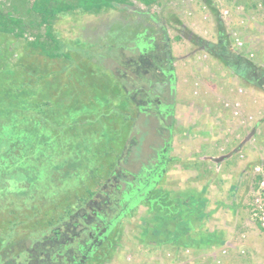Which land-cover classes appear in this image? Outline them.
Here are the masks:
<instances>
[{
    "label": "rangeland",
    "instance_id": "rangeland-1",
    "mask_svg": "<svg viewBox=\"0 0 264 264\" xmlns=\"http://www.w3.org/2000/svg\"><path fill=\"white\" fill-rule=\"evenodd\" d=\"M220 2L222 5L215 3V0H158L156 5L145 7L133 0L131 6L116 5L100 16L79 11L61 14L53 24V31L64 42V50L72 55V63L63 59L47 61L32 54L23 40L0 34V119L5 118L0 131L3 132L7 124L11 127L10 135L13 139L20 135L27 140L32 138L30 136H42L47 141L39 148L44 147L49 153V145L53 143V139L60 147V154L52 156L54 161L50 162L46 158L43 162L36 158L27 160L29 167L25 169L28 170L29 178L25 188L28 193L32 191L38 199L25 200L21 193L15 195L12 192L13 195H8L9 183L5 182L1 186L3 190L0 192V202L4 203L8 199L12 203L14 200L15 211L19 216L15 225L18 229L15 230L16 241H20L26 234L31 242L40 239L48 232V226L58 220L66 206H70L71 211L79 200L83 201L97 192L102 182L100 178L107 173L101 164L108 158H103L102 149L94 152L95 144L106 132L107 136L110 135L112 131L109 123L119 124L115 118L118 113L112 115L110 110L107 111L106 104L123 105L130 116L137 115L133 119L131 130L126 131L125 128L115 136L120 135V140L124 133L130 139L127 140L126 152L130 163L128 167L133 172L154 160L155 151L169 137L157 118L138 113L140 111L130 103L127 106L124 104L125 88L121 92L114 75L104 73L105 70H112L115 66L112 60L114 56L120 58V54L115 55L108 50L105 52L97 47L101 39H107L112 44L110 35L117 33L125 24H139L137 29H133L137 33L143 29L147 33L154 31V26L148 19L135 20L136 11L148 16L155 14V18L164 24L170 41V49L167 51L173 63L175 79L173 94L170 97L166 90V95L172 98L176 116L170 141L172 142L176 131L184 129L185 124L187 127L202 124L200 129L209 128L211 131L219 129V124H226L229 132L234 126H240L239 141H243L255 127L253 135L241 146L244 149L240 147L237 156L231 160L243 161L249 154L253 156L255 165L264 164V0ZM223 10L228 11L227 16L222 14ZM126 30L130 31L128 27ZM145 41L148 42V39ZM128 47L136 49L133 43ZM92 51L99 56L111 54L113 59L99 62L97 57L90 56ZM133 55L126 51L121 53L125 64L130 59L129 65L133 66L131 70L135 71L138 62ZM246 62L251 63L256 72L260 73L259 76L263 77L258 78L259 84L243 79L241 70ZM131 70L126 88H149L150 80L142 77L145 75L143 69L135 72L140 77L136 79ZM36 73H44V78L42 80L40 75V84L34 86L38 79ZM221 74L223 79L237 80L223 89V96L217 95L215 91L222 83L219 79ZM149 76L152 78V75ZM52 83L56 85L54 93ZM115 90L118 96L114 95ZM155 91L161 92L162 89L156 84ZM18 95L20 99H17ZM21 101L23 109H20ZM105 111L107 112L104 113ZM72 113H76V116H72ZM219 113L225 119L228 118L229 122L235 123L230 126L218 120L216 115ZM208 117L211 118L209 122ZM31 121H43L44 125L37 131L21 128L20 124L27 125ZM170 122L168 119V125ZM118 124L114 125L118 127ZM104 127L106 132L102 131ZM100 133L104 134L99 135ZM230 142L221 144L224 154L228 148L231 149ZM68 144L73 145L69 155L73 158L72 169L63 166L58 160L59 156H66ZM26 150L27 146L21 147L20 154ZM75 162L81 164L76 165ZM52 164H58L59 169ZM97 164L101 166L99 170L82 173L84 168L94 170ZM167 171L168 167L157 188L165 194L168 188ZM244 171L249 183L245 186L241 200L246 208L240 212L241 222L236 230H246L247 236L242 237L243 233L236 231L230 244L210 248L208 255H200L199 248L194 251L189 247H181V251H178L170 245L168 218L163 217L157 208L151 209L143 204L119 222L114 234L110 236L112 241L104 243L86 264H264V235L256 234L255 230L259 228H256L250 217L255 186L253 170L245 165ZM34 175L36 179H32L31 176ZM33 207L37 211L32 210ZM2 215L6 217V211L0 212V219ZM20 219L30 221V230H23ZM34 226L37 228L33 229ZM0 227L4 228L1 224ZM15 247L20 249L19 245ZM17 262L21 264L23 257L17 258Z\"/></svg>",
    "mask_w": 264,
    "mask_h": 264
},
{
    "label": "flooded vegetation",
    "instance_id": "flooded-vegetation-1",
    "mask_svg": "<svg viewBox=\"0 0 264 264\" xmlns=\"http://www.w3.org/2000/svg\"><path fill=\"white\" fill-rule=\"evenodd\" d=\"M134 15L135 20L142 18L151 21L154 31L147 33L146 29H143L142 32L137 33L133 29H137L139 24H125L120 27L117 33L109 34L113 40L112 44H109L107 39H101L97 47L105 52H107L106 50L113 52L115 55L121 54L123 51L134 54L136 62H138L135 72L144 67L143 60L149 62L148 69L154 83L152 84L150 80L149 91L142 87H135L133 89L134 94L131 96L141 112L148 117L151 115V117L157 118L168 132L171 122L168 125L167 120L171 121L175 118V105L172 98H168L165 93L167 88L170 95L173 94L174 90L173 63L170 56H168L170 41L164 24L155 18V14L148 16L144 12L136 11ZM127 27L130 31L126 30ZM136 39H139V41ZM145 39H148V42ZM131 43L136 47L135 50H133V47H128ZM110 46L112 47L111 50ZM90 56L94 58L95 53L91 52ZM156 84L161 87V92L155 91ZM166 144V141H164L163 145L155 151L154 160L141 165L137 172H133L134 170L132 171L128 167L130 163L128 152H126L127 144L125 148L122 147L123 149L119 151L113 164L104 165V170L107 173L100 178L102 182L99 184L97 192L90 197H86L83 201H79L77 205L75 203L72 210L65 216H59L58 220L53 222V227L48 228V232L41 237L42 239L47 237L48 240H51L53 239L52 236H56V241L64 246L59 255L54 254L52 256L55 260L52 264H86L96 255L104 243L112 241L110 236L114 234V230L117 229V225L121 220L131 215L134 210L143 206V204L151 202L150 191L160 182V174L169 163L166 162L168 160L165 158L166 152H164ZM165 164L167 165L165 166ZM9 167L11 171L15 170L13 162L9 163ZM1 190L3 189L0 185V192ZM10 194L13 195L11 191L8 195ZM1 211L2 213L6 211L8 221L7 226L0 227V264L18 263L16 260L21 257V253L17 258L15 257L16 245L29 248L23 251V262H20L21 264H29L31 259L29 251L33 242L28 236L16 241V228L14 225L16 218L19 216L15 211L14 200L12 203L8 202V199L4 203L0 202ZM20 222L24 224L23 230H30L28 219L24 221L20 219ZM42 241L37 247L45 244Z\"/></svg>",
    "mask_w": 264,
    "mask_h": 264
},
{
    "label": "trees",
    "instance_id": "trees-1",
    "mask_svg": "<svg viewBox=\"0 0 264 264\" xmlns=\"http://www.w3.org/2000/svg\"><path fill=\"white\" fill-rule=\"evenodd\" d=\"M133 0H0V34L8 35L12 37L13 39L16 40H23L26 48L30 49L32 54L37 55L39 57L44 58L47 61H55V60H61L63 59L66 62L72 63V55L69 53V51L64 50V42L57 37V35L53 31V24L58 18L59 15L61 14H71L76 11H79L83 14H89V15H94V16H100L104 12L114 9L116 5H124V6H131ZM138 2L139 4L145 6V7H151L153 5H156L158 3V0H134ZM94 52V51H92ZM113 53V52H112ZM121 55V54H120ZM95 57H97L98 61L100 62L103 59H109L110 61L113 59L111 54L107 56H99L95 54ZM115 64V66L112 68V70H105L104 73H112L115 77L116 83L118 86L121 88V92H125V105L127 106L128 103L133 105L137 111L139 108L136 107L135 101H133L132 96L134 94L133 90H129L126 88L129 85V80L131 78L130 70L133 68L131 65H129L130 59L127 60L126 64L121 56L120 58H115L112 60ZM149 62L147 60H143V72L145 75L144 77L147 81L152 80L153 78H150L149 76V69L148 66ZM131 66V67H130ZM251 63H244V66L242 67L241 74L243 75V79H246L249 83L252 84H259L258 83V78L261 77L259 76V72H256V68H253ZM107 69V68H106ZM131 72L134 74L135 71ZM41 75V78L43 80L44 73H36V81L34 82L35 85L37 86L40 84V78L39 76ZM134 79L138 78L139 75L135 73ZM257 77V78H256ZM140 78V77H139ZM56 79V78H55ZM150 82V81H149ZM53 87V93L56 91V85L54 83L51 84ZM33 87V86H32ZM125 88V89H124ZM124 89V90H123ZM127 89V91H126ZM147 91H149V88H146ZM145 89V90H146ZM40 90V89H39ZM168 90V88H167ZM30 91V90H29ZM28 91V92H29ZM116 93H114L115 96L117 95V91L115 90ZM169 92V91H168ZM167 94V92H166ZM120 95V94H119ZM19 96V95H18ZM170 96V94H169ZM168 97V96H167ZM171 97V96H170ZM169 97V98H170ZM144 98V97H143ZM17 99H20V96L17 97ZM144 100V99H143ZM145 101V100H144ZM18 103H16L17 105ZM20 109H23V101L20 103ZM107 105V111L110 110V113L113 115L116 112L118 115H115V118L118 119V123L116 122H111L109 123V128L110 133L109 136H107V132L105 127L102 128L104 134L100 138V140H97V143L95 144V150L94 152L97 153V151H100L101 149L103 150L102 155L103 158H108L105 160L101 165L104 169L105 164H113L116 158L118 157L119 151H121L123 148L126 147L127 140L129 139L127 136H124V133L121 137L120 140H118V137H115L116 134H120V131L125 130H131L133 128V119L137 116H130L128 112L121 106H117L116 104L114 105ZM96 110V108H95ZM105 111L104 113H106ZM140 111V110H139ZM138 113H143V112H138ZM76 116V113H72V116ZM2 114L0 112V118ZM105 118H107V115H104ZM80 117H82L80 115ZM4 119H0V125L4 123ZM106 122V121H105ZM21 123V122H18ZM27 123V122H26ZM114 124H118L119 126L117 127ZM174 124V118L171 119V124L170 128H168V133L169 137L167 138L166 141V148L165 151V158L168 159V153L170 151V134H171V128L172 125ZM21 128H26L28 131L30 130H40L42 129L44 122L43 121H35V122H28L27 125L25 124H20ZM1 128V127H0ZM10 125L5 124L4 126V131H0V185L3 186V183L6 182L9 183L8 190L11 192H14L13 194H18L21 193L25 200L29 199H38L36 196L33 195V192L31 191L30 193L27 192V189L25 188L26 185V180L29 178V173L28 170L25 168H28V163L27 160H33L34 158L40 160L41 162L46 160L54 161L53 157L55 154H60V147L57 144L56 140L53 139V143L49 146H51L50 153L47 152L44 147L39 148L41 146H44L46 144L47 139L42 137V136H30L32 137L30 140H27L25 136H17L14 139L10 135ZM18 129V127H16ZM125 132V131H124ZM130 140V139H129ZM76 141V140H75ZM133 143V142H132ZM27 146V150L20 154L21 147ZM33 146V148L31 147ZM31 147L30 149H28ZM73 147V145L68 144L65 154V157H58V160L62 162L63 166H67L68 168L72 169V166L74 165L73 163V158L70 157V149ZM123 147V148H122ZM41 149V150H40ZM120 149V150H119ZM110 161V162H109ZM13 162L14 163V171H11L9 167V163ZM71 162V163H70ZM76 163V162H75ZM71 164V165H69ZM81 164V163H76ZM167 164H165L166 166ZM55 168L59 169L58 164H52ZM167 167V166H166ZM166 167L163 168V171L160 174V179H162V176L165 173ZM101 168L99 164H97V167H94V170H90L88 168H84L82 173L88 174L91 171H97ZM77 175V173H76ZM32 179H36V176H31ZM53 181V179L51 178ZM17 184L19 185H16ZM159 183V182H158ZM157 183V184H158ZM23 186L21 189L20 187ZM156 186L153 187V189L150 191V203L147 205L149 208L153 209L154 207L158 209L160 213L163 214V217L171 219L174 214H175V209L172 200L169 198L168 193L165 194V192L159 191V189L156 188ZM66 190H63L65 192ZM21 196V195H20ZM69 200V199H68ZM73 201V200H71ZM80 201V200H79ZM81 204V203H80ZM69 207L66 206L63 209V212L60 217L65 216L67 213H69ZM34 211H37L35 207H33ZM35 213H33L34 215ZM2 221L1 225L2 226H7V217L5 215L1 216ZM42 218V217H41ZM18 220V218H16ZM41 222V221H40ZM33 224V221H32ZM16 225V222H15ZM14 225V226H15ZM23 229H24V224ZM27 227V226H25ZM52 224L48 226V228H52ZM37 228V227H32ZM18 230V229H16ZM17 234H15L16 236ZM28 234H26L27 236ZM24 237V236H23ZM22 237V238H23ZM51 235L49 236V238ZM53 239H47L45 237L44 239L40 238L38 240H32V246L30 248V263L29 264H52L55 262L53 259V255H59L64 246L60 245L55 237L52 236ZM43 240V241H42ZM45 243L41 247H37V245L40 242ZM51 242V243H50ZM53 243V245H52ZM7 248V247H6ZM185 248V247H184ZM25 249L29 248H24V246H20V249H15V257L21 253V257L23 256V251ZM37 249V250H36ZM16 260V259H15ZM17 262V260H16Z\"/></svg>",
    "mask_w": 264,
    "mask_h": 264
},
{
    "label": "crops",
    "instance_id": "crops-1",
    "mask_svg": "<svg viewBox=\"0 0 264 264\" xmlns=\"http://www.w3.org/2000/svg\"><path fill=\"white\" fill-rule=\"evenodd\" d=\"M222 74L219 78L222 83L215 88L217 95L221 96L224 93L223 89L237 81L223 79ZM176 110L177 105L175 112ZM209 118L208 122L211 121ZM216 118L230 126L235 123L229 122V119H225L220 113ZM201 125L187 127L185 124L184 129L176 131L172 136V145L168 153L167 193L173 202L175 214L168 219L171 229L168 235L170 245L175 250L181 251V247H189L197 251L196 248H199L200 255H208L210 248L230 244L236 231L242 232V237L248 235L246 230H236V228L241 222L240 212L246 208V204L241 200L245 186L249 183L248 177L244 175V168L247 165L253 170L255 162L253 156L249 154L243 161H232L231 159L237 156L238 150L216 162L217 159L228 156L239 147L242 142L239 141L240 126H234L230 133L226 129V124H219V129L213 131L209 128L200 129ZM228 141H231L229 146H232L224 154L221 144ZM184 163H186L185 167H182ZM159 185L160 182L156 188ZM256 228L258 229L257 225ZM255 232L257 235H264V231L260 229Z\"/></svg>",
    "mask_w": 264,
    "mask_h": 264
},
{
    "label": "built area",
    "instance_id": "built-area-1",
    "mask_svg": "<svg viewBox=\"0 0 264 264\" xmlns=\"http://www.w3.org/2000/svg\"><path fill=\"white\" fill-rule=\"evenodd\" d=\"M220 0H215L218 5ZM224 16L228 15L227 10H223ZM240 43H238V46ZM253 178L255 187L252 195L250 208V217L258 228L264 231V164L255 165L253 167Z\"/></svg>",
    "mask_w": 264,
    "mask_h": 264
},
{
    "label": "water",
    "instance_id": "water-1",
    "mask_svg": "<svg viewBox=\"0 0 264 264\" xmlns=\"http://www.w3.org/2000/svg\"><path fill=\"white\" fill-rule=\"evenodd\" d=\"M254 129H255V127L252 129V132L250 134H248V136L241 142L239 147H241L253 135ZM239 147L236 148L235 150H233V152H231V154H229L228 156H224V157L217 159L216 162H220L221 160L225 159L226 157H229L230 155L234 154L239 149Z\"/></svg>",
    "mask_w": 264,
    "mask_h": 264
}]
</instances>
